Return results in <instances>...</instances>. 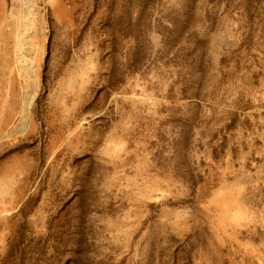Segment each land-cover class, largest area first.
I'll use <instances>...</instances> for the list:
<instances>
[{
	"label": "rangeland",
	"instance_id": "obj_1",
	"mask_svg": "<svg viewBox=\"0 0 264 264\" xmlns=\"http://www.w3.org/2000/svg\"><path fill=\"white\" fill-rule=\"evenodd\" d=\"M1 1L0 264H262L264 0Z\"/></svg>",
	"mask_w": 264,
	"mask_h": 264
},
{
	"label": "crops",
	"instance_id": "obj_2",
	"mask_svg": "<svg viewBox=\"0 0 264 264\" xmlns=\"http://www.w3.org/2000/svg\"><path fill=\"white\" fill-rule=\"evenodd\" d=\"M3 5H2V1L0 0V12L1 13H3ZM236 74V72L234 71L233 72V74H232V77L234 76ZM243 75H246V76H251V74H247L246 73V71H240L239 72V74H237V75H235V78L234 79H232V80H234V81H232V82H230L231 83V85L232 84H237V82H240V80H238V78L236 79V77H238V76H243ZM255 76H256V74H254L253 73V76H251V77H253V78H255ZM235 80H237L236 82H235ZM231 81V80H230ZM256 82V80L255 79H253L252 80V87L254 88V89H257V87H256V85H254V83ZM230 83H228V85H230ZM227 85V86H228ZM258 86H261V84L260 83H258ZM220 110V109H219ZM219 116H223L222 115V113H219L218 114V111L217 112H213L212 114L210 113V115H209V119H208V122L205 124V126H207L206 127V129H205V133H206V130L208 129V132L206 133V137L209 139V137H213L214 135H216V130H217V128H219V127H221V126H223V123L221 122L220 123V117ZM231 116H233V114L231 113ZM262 121H264V120H262ZM211 130H213V131H211ZM236 132L237 131H233V132H231V135H234V133L236 134ZM202 135V133H200L199 134V136H197V137H202L201 136ZM216 138H218L217 136H215ZM220 137V136H219ZM260 137H261V140H264V134H260ZM201 139H203V138H201ZM213 139V138H212ZM219 139V138H218ZM220 140H222L221 138H220ZM223 141V140H222ZM235 140L233 139L232 140V142H234ZM233 149H237L236 147H234ZM239 150V149H238ZM257 246H263L264 247V245H257L255 242H253V243H250V245H249V247H252L253 248V250L251 251V252H249V256H248V260H250V262L253 260L254 262L256 261V259H260V260H262V261H259V262H262V264H264V248H263V250H256V248H257ZM215 253H216V258H215V261H216V264H223V260H222V258L220 257V254L218 253V252H216L215 251ZM253 257V258H252Z\"/></svg>",
	"mask_w": 264,
	"mask_h": 264
},
{
	"label": "bare ground",
	"instance_id": "obj_3",
	"mask_svg": "<svg viewBox=\"0 0 264 264\" xmlns=\"http://www.w3.org/2000/svg\"><path fill=\"white\" fill-rule=\"evenodd\" d=\"M23 32V34L25 35V38H29L30 36H32V34H33V30H32V28L30 27V26H26L25 27V29L22 31ZM22 34V35H23ZM27 50L29 51V53H30V55H28V57L30 58V59H33V56H34V49H33V47H28L27 48ZM27 57V56H26Z\"/></svg>",
	"mask_w": 264,
	"mask_h": 264
}]
</instances>
